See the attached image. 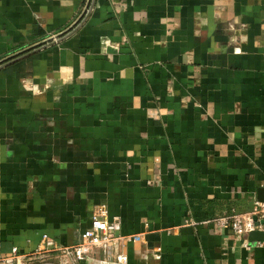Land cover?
Returning <instances> with one entry per match:
<instances>
[{"label": "crops", "instance_id": "obj_1", "mask_svg": "<svg viewBox=\"0 0 264 264\" xmlns=\"http://www.w3.org/2000/svg\"><path fill=\"white\" fill-rule=\"evenodd\" d=\"M88 1L0 0V61ZM92 3L0 71V259L74 245L105 209L127 264H264L203 224L264 189V0Z\"/></svg>", "mask_w": 264, "mask_h": 264}, {"label": "built area", "instance_id": "obj_2", "mask_svg": "<svg viewBox=\"0 0 264 264\" xmlns=\"http://www.w3.org/2000/svg\"><path fill=\"white\" fill-rule=\"evenodd\" d=\"M203 224H213L245 239L244 247L248 249L249 235L252 232L264 233V202L255 199L250 212L242 214L231 212L225 216L212 218ZM120 232V219L118 217L110 219L107 211L101 209L92 216L90 228L83 231L76 244L61 246L47 236H43L41 245L30 255H21L16 248H13L8 256L0 259V264H81L86 258L101 250L107 260L116 264H127L124 249L134 237L123 236ZM255 246L264 247V241L256 242Z\"/></svg>", "mask_w": 264, "mask_h": 264}, {"label": "water", "instance_id": "obj_3", "mask_svg": "<svg viewBox=\"0 0 264 264\" xmlns=\"http://www.w3.org/2000/svg\"><path fill=\"white\" fill-rule=\"evenodd\" d=\"M92 4H93L92 0H89L88 4L86 6V9H85L82 17L79 19V21H77V23H75L70 29H68L64 33H61V34L57 35L55 38H50V39H48L46 41H43V42L31 47L30 49H27L25 51H22L20 53L15 54V55H13L11 57H8L7 59H4V60L0 61V71L3 68H5L6 66H8V65H10V64L22 59V58H25V57L33 54V53H37L40 50L50 46L53 42H55L57 40H60L63 37L69 35L73 31V29H75L76 26L80 24V22L84 19L86 14L90 11ZM257 199H258L259 202H264V189L263 188H260L258 190ZM249 240L250 241L262 242V241H264V233H262V232H252L249 235Z\"/></svg>", "mask_w": 264, "mask_h": 264}, {"label": "trees", "instance_id": "obj_4", "mask_svg": "<svg viewBox=\"0 0 264 264\" xmlns=\"http://www.w3.org/2000/svg\"><path fill=\"white\" fill-rule=\"evenodd\" d=\"M30 60V59H28ZM28 60H23V61H20L16 66L18 68H21L22 70L24 69V66H25V63L28 61Z\"/></svg>", "mask_w": 264, "mask_h": 264}]
</instances>
